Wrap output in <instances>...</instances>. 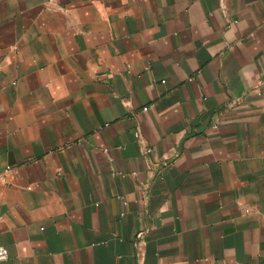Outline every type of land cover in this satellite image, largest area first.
Masks as SVG:
<instances>
[{"label": "crops", "instance_id": "crops-1", "mask_svg": "<svg viewBox=\"0 0 264 264\" xmlns=\"http://www.w3.org/2000/svg\"><path fill=\"white\" fill-rule=\"evenodd\" d=\"M140 231L143 264H264V0H0V264Z\"/></svg>", "mask_w": 264, "mask_h": 264}, {"label": "built area", "instance_id": "built-area-1", "mask_svg": "<svg viewBox=\"0 0 264 264\" xmlns=\"http://www.w3.org/2000/svg\"><path fill=\"white\" fill-rule=\"evenodd\" d=\"M262 84V81H259V85ZM147 107L143 108V110H146ZM204 127L203 129H205L207 126H209V128L216 130L219 128V122L213 117L210 116L207 119V122L204 125H201V127ZM134 137L137 139L140 137V133L138 130H136L134 132ZM147 151H150V149H147ZM120 175L124 176V173H119ZM33 186L36 185H30L28 188L31 189ZM145 232H137L135 234V238L132 241V247H133V255H134V259H135V264H143L144 262V244H143V238H144V234ZM8 258V250L3 247L0 246V263L7 260Z\"/></svg>", "mask_w": 264, "mask_h": 264}, {"label": "water", "instance_id": "water-1", "mask_svg": "<svg viewBox=\"0 0 264 264\" xmlns=\"http://www.w3.org/2000/svg\"><path fill=\"white\" fill-rule=\"evenodd\" d=\"M201 128H204V127H203V126L200 127L199 131L201 130ZM195 134H196V132H193V133H191L189 136H191V135H195Z\"/></svg>", "mask_w": 264, "mask_h": 264}]
</instances>
